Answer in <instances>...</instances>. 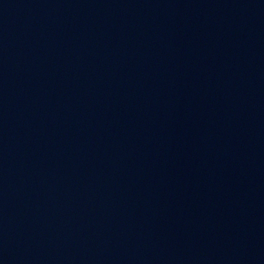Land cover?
Instances as JSON below:
<instances>
[{
  "label": "water",
  "instance_id": "obj_1",
  "mask_svg": "<svg viewBox=\"0 0 264 264\" xmlns=\"http://www.w3.org/2000/svg\"><path fill=\"white\" fill-rule=\"evenodd\" d=\"M0 264H264V0H0Z\"/></svg>",
  "mask_w": 264,
  "mask_h": 264
}]
</instances>
